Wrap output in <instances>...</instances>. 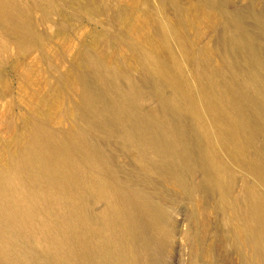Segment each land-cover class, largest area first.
<instances>
[{
	"label": "rangeland",
	"instance_id": "374dc122",
	"mask_svg": "<svg viewBox=\"0 0 264 264\" xmlns=\"http://www.w3.org/2000/svg\"><path fill=\"white\" fill-rule=\"evenodd\" d=\"M263 49L264 0H0V264H264Z\"/></svg>",
	"mask_w": 264,
	"mask_h": 264
},
{
	"label": "bare ground",
	"instance_id": "6f19581e",
	"mask_svg": "<svg viewBox=\"0 0 264 264\" xmlns=\"http://www.w3.org/2000/svg\"><path fill=\"white\" fill-rule=\"evenodd\" d=\"M241 34H242V33H241ZM246 42H247V41H246ZM263 50H264V49H263ZM259 63H260V64H259L260 68L263 70V67H264V57H263V59H262V63H261V61H260ZM256 65H257V64H256ZM260 68H259V69H260ZM238 69H239V68H238ZM238 69H237V70H238ZM262 75H263V73H262ZM88 82H89V81H88ZM220 82H221V81H220ZM221 84H222V83H221ZM133 87H134V86H133ZM228 91H229V90H228ZM99 96H100V95H99ZM262 96H263V95H262ZM104 100H105V99H104ZM98 106H99V105H98ZM249 109H250V108H249ZM261 111H262V110H261ZM257 113H258V112H257ZM217 115H218V114H217ZM258 115H259V114H257V116H258ZM262 116H264V115H262ZM262 116H261V118H263ZM251 117H252V116H251ZM258 117H259V116H258ZM219 118H220V117H219ZM256 118H257V117H256ZM257 119H258V118H257ZM132 121H133V120H132ZM134 121H135V120H134ZM253 121L256 122L255 120H253ZM258 121H259V120H258ZM175 122H176V121H175ZM143 123H144V122H143ZM226 123H227V122H226ZM244 123H245V122H244ZM260 123H261V122H260ZM254 124H256V123H254ZM257 124H258V122H257ZM257 124H256V125H257ZM135 126H136V125H135ZM260 126H261V125H260ZM177 127H178V126H177ZM258 127H259V126H258ZM255 128H256V127H255ZM259 128H260V127H259ZM262 129H263V128H262ZM261 131L264 132V129L261 130ZM187 133H188V132H187ZM226 133H227V132H226ZM141 134H142V133H141ZM184 134H185V133H184ZM184 134H183V135H184ZM258 134H259V133H258ZM260 134L262 135L263 133H260ZM183 135H182V136H183ZM254 135H255V134H254ZM157 136H158V134H157ZM186 136H187V135H186ZM227 136H229V135H227ZM155 137H156V136H155ZM160 137H161V136H160ZM160 137H159V138H160ZM184 137H185V135H184ZM229 138H230V137H229ZM260 138H261V137H260ZM263 138H264V137H263ZM193 139H194V138H193ZM248 139H250V138H248ZM122 140H123V139H122ZM142 140H143V139H142ZM156 140H157V137H156ZM159 140H162V139H159ZM176 140H177V139H176ZM230 140L232 141V139H230ZM262 141H263V140H262ZM157 142H158V141H157ZM163 142H164V141H163ZM178 142L180 143V144H179V143H178V144H179L180 146H182V149H183V151L185 152V154H184V153L181 151V153H183V155H184V156H183V160H186L185 155H186V154L188 155V152H189V150H190V149H189V146H190V145H188V144H189V141H188L187 139H184V138L182 137L181 141L178 140ZM250 142H251V140H250ZM250 142H249V143H250ZM158 143H159V142H158ZM160 143H161V144H160ZM160 143H159L160 145L164 144V143H162V142H160ZM175 143H176V142H175ZM175 143H174V146H175ZM187 143H188V144H187ZM262 143H263V142H262ZM134 144H135V143H134ZM176 144H177V143H176ZM182 144H183V145H182ZM225 144H226V143H225ZM136 145H137V143H136ZM250 145H251V144H250ZM263 145H264V144H263ZM176 146H177V145H176ZM191 147H192V146H191ZM176 149H178V148H176ZM182 149H181V150H182ZM262 149H263V147H262ZM263 151H264V150H263ZM263 151H262V152H263ZM260 152H261V150H260ZM260 152H259V154H260ZM262 152H261V153H262ZM257 153H258V152H257ZM192 154H193V153H192ZM259 154H258V155H259ZM263 155H264V154H263ZM188 156H189V155H188ZM262 157H263V156H262ZM262 157H261V158H262ZM173 158H174V157H173ZM178 158H179V157H178ZM256 158H257V157H256ZM188 159H189V158L187 157V160H188ZM257 159H259V157H258ZM257 159H256V160H257ZM176 160H177V159H176ZM183 160H181V161H183ZM187 160H186L185 162H187ZM261 160H262V159H261ZM179 161H180V159H179ZM189 162H190V161H189ZM254 162H255V161H254ZM254 162H253V163H254ZM257 162L259 163V162H261V161L258 160ZM172 163H173V162H172ZM178 163H179V162H178ZM255 163H256V162H255ZM258 163H257V165H258ZM71 164H72V163H71ZM180 164H181V163H180ZM194 164H195V163H194ZM261 164H262V163H261ZM263 164H264V163H263ZM263 164H262V166H263ZM176 165H177V164H176ZM176 165H175V166H176ZM184 166H185V165H184ZM255 166H256V165H255ZM171 167H172V165H171ZM181 167H182V165H181ZM185 167H186V166H185ZM156 168H157V167H156ZM176 168H177V167H176ZM176 168L174 167V169H176ZM262 168H263V167H262ZM71 169H72V168H71ZM71 169H70V170H71ZM184 169H185V168H184ZM256 169H257V168H256ZM155 170H157V169H155ZM180 170H181V169H180ZM180 170H179V171H180ZM258 170H260V172H261V169H259V165H258ZM175 171H176V170H175ZM179 171H178V172H179ZM70 172H71V171H70ZM174 173L177 174L176 172H174ZM174 173H173V174H174ZM181 173H183V170H181ZM181 173H180V174H181ZM206 173H207V172H206ZM262 173H263V172H262ZM70 174H71V173H70ZM178 174H179V173H178ZM259 174L261 175V173H259ZM184 175H185V174H184ZM34 176H35V175H34ZM178 176H179V175H178ZM263 176H264V175H263ZM263 176H262V177H263ZM262 177H260V178H262ZM180 178H181V177H180ZM59 179H60V178H59ZM258 179H259V178H258ZM258 179H257V181H259ZM221 180H222V179H221ZM262 180H263V179H262ZM230 181H231V180H230ZM218 182H219V181H218ZM218 182H217V183H218ZM221 182H222V181H221ZM262 182H263V181H262ZM214 184H215V183H214ZM214 184H211V185H214ZM220 184H221V183H220ZM224 184H225V183H224ZM228 184L230 185V182H228ZM228 184H227V185H228ZM216 185H219V184H216ZM225 185H226V184H225ZM227 185H226V186H227ZM229 185H228V186H229ZM262 185H263V184H262ZM64 186H65V185H64ZM228 186H227V187H228ZM263 186H264V185H263ZM212 187H214V186H212ZM224 187H225V186H224ZM246 187H248V186H246ZM251 187H252V186H251ZM255 187H256V186H254V188H255ZM107 188H108V187H107ZM107 188H106V189H107ZM221 188H222V186H221ZM112 189H113V188H112ZM219 189H220V187H219ZM223 189H224V188H223ZM66 190H67V189H66ZM66 190H65V191H66ZM94 190H95V189H94ZM221 190H222V189H221ZM254 191H255V190H254ZM94 192H95V191H94ZM106 192H108V191H106ZM109 192H110V191H109ZM247 192H248V191H247ZM97 193H98V192H97ZM225 193H226V192H225ZM253 193H254V192H253ZM253 193H252V194H253ZM88 194H89V193H88ZM227 194H228V193H227ZM255 194H256V193H255ZM116 195H117V194H116ZM225 195H226V194H225ZM241 195H244V194H241ZM221 196H222V198H223V195H222V194H221ZM227 196H229V195H227ZM227 196H226V197H227ZM247 196H248V195H247ZM251 197H252V196H251ZM251 197L249 196V199H250V200L252 199ZM253 197H254V194H253ZM107 198H108V197H107ZM144 198H145V197H144ZM243 198H245V197L243 196ZM119 199H120V198H119ZM249 199H248V200H249ZM117 200H118V199H117ZM117 200H114L113 197L108 198V206H107V210H106L105 213H104L105 215H106V213H108L109 211H116L117 213L119 212V214H122V212L120 213V210H119V208H118V204H117V202H115V201H117ZM120 200L122 201V199H120ZM120 200H119V202H120ZM143 200H144V201H143L144 203H147V204L149 203L148 200H147V197H146L145 199H143ZM245 200H246V199H245ZM250 200H249V201H250ZM245 202L247 203V201H245ZM120 203H121V202H120ZM124 203H126V202H124ZM127 203H128V202H127ZM127 203H126V204H127ZM255 203H256V202H255ZM260 203H261V202H260ZM121 205H123V204H121ZM248 205H251V204H248ZM116 206H117V207H116ZM123 206H125V205H123ZM241 206H244V205H241ZM254 206H255V205L252 204V208H253ZM256 206H258V205H256ZM71 207H72V206H71ZM141 207H142V206H141ZM143 207H144V206H143ZM236 207H237V206H236ZM238 207H239V206H238ZM244 207H245V206H244ZM244 207H242V208H244ZM246 207H247V206H246ZM249 207H250V206H249ZM145 208H146V207H145ZM247 208H248V207H247ZM247 208H246V209H247ZM258 208H260V207H258ZM146 209H147V208H146ZM146 209H145V210H146ZM239 209H240V208H239ZM145 210H144V211H145ZM240 210H241V209H240ZM242 210H243V209H242ZM242 210L240 211L241 214H240V212L237 210L241 216L244 215L245 213H247V211H248L249 209H248L245 213H243V214H242ZM254 210H255V209H254ZM254 210H253V211H254ZM141 211H142V210H141ZM144 211H143V214H144ZM147 211H148V210H147ZM244 211H245V210H244ZM249 211H250V210H249ZM129 212H130V211H129ZM134 212H135V211H134ZM251 212H252V211H251ZM100 213H103V212H100ZM100 213H99V214H100ZM130 213H131V212H130ZM146 213H147V212H146ZM236 213H237V212H236ZM87 214H89V213H87ZM99 214H98V215H99ZM112 214H113V213H112ZM123 214H124V213H123ZM147 214H148V213H147ZM249 214H250V212H249ZM249 214L247 213L248 216H250ZM84 215H85V214H84ZM98 215H97V216H98ZM105 215H104V216H105ZM141 215H142V214H141ZM144 215H145V214H144ZM247 215H246V216H247ZM112 216H115V215L113 214ZM125 216H126V215H125ZM131 216H132V215H131ZM131 216H130V217H131ZM135 216H136V215H134V217H135ZM100 217H102V215L99 216V217H96V218H100ZM118 217H119V216H118ZM120 217H123V216L121 215ZM109 218H110V217H109ZM114 218H115V217H114ZM139 218H140V217H139ZM162 218H163V217H162ZM239 218H240V217H239ZM239 218H238V219H239ZM243 218H244V219H245V218L247 219V217H243ZM116 219H117V218H116ZM120 219H121V218H120ZM125 219H126V217H125ZM131 219H132V218H131ZM134 219H135V218H134ZM241 219H242V218H241ZM97 220H98V219H97ZM127 220H129V219L127 218ZM159 220H160V218H159ZM162 220H163V219H162ZM248 220H250V218H248L247 221H248ZM121 221H122V220H121ZM140 221H141V220H139L138 222H140ZM116 222H117V221H116ZM160 222H161V221H160ZM248 222H249V221H248ZM248 222H247V224L250 223V222H249V223H248ZM125 223H126V222H125ZM125 223H124V224H125ZM127 223L129 224V222H127ZM127 223H126V225H128ZM133 223H134V221H133ZM136 223H137V222H136ZM150 223H151V222H150ZM239 223H241V222H239ZM244 223H245V222H244ZM86 224H87V226H88V225H93V224H94L95 230H97V231H100V230H102V229H104L105 232L107 231V233H108L109 231H110V232L113 231L111 225L108 224L107 222H105L103 219H101L100 221H97L96 223H93V222H92V219H89V218H88ZM143 224H145V223H143ZM241 224H242V223H241ZM241 224H240V225H241ZM245 224H246V223H245ZM251 224H252V225H251L250 228L248 229V235H247L248 238H246V240H247V242H248L250 245L254 246L256 253H260V252L263 251V250H262V249H263L262 246L264 245V227H263L262 225H257V224L255 223L254 220H252V223H251ZM158 225H159V224H158ZM160 225H161V224H160ZM242 225H243V224H242ZM112 226H113V225H112ZM133 226H135V225H133ZM154 226H155V225H154ZM238 226H239V225H238ZM88 227H89V226H88ZM123 227H124V226H123ZM135 227H136V226H135ZM139 227H140V226H139ZM160 227H161V226H160ZM160 227H159V228H160ZM243 227H244V226H243ZM243 227H242V228H243ZM125 228H126V226H125ZM132 228H133V227H132ZM240 228H241V227H240ZM244 228H245V227H244ZM246 228H248V227H246ZM123 229H124V228H123ZM126 229H127V228H126ZM137 229H138V228H137ZM160 230H161V229H160ZM160 230H159L158 232H161ZM119 231H120V230H119ZM124 231H125V229H124ZM142 231H144V230H142ZM103 232H104V231H103ZM245 232H246V231H245ZM245 232H243V233H245ZM129 233H131V232H129ZM129 233L126 232L125 236H126L127 234H129ZM139 233H140V232H139ZM156 233H157V232H156ZM243 233H242V234H243ZM117 234H118V233H117ZM140 234H141V233H140ZM146 234H147V232H146ZM242 234H241V235H242ZM96 235H97V234H96ZM98 235H99V234H98ZM103 235H104V234H103ZM107 235H108L110 241H111L112 239H114L112 233H109V234H107ZM107 235H106V236H107ZM132 235H134V234H132ZM135 235H136V234H135ZM138 235H139V234H138ZM155 235H156V234H155ZM99 236H100V235H99ZM120 236H121V234H120ZM129 236H130V235H129ZM245 236H246V235H245ZM247 236H246V237H247ZM87 237H88V236H87ZM96 237H97V236H96ZM96 237H95V238H96ZM101 237L104 238L105 236H101ZM126 237H127V236H126ZM140 237H142V235H141ZM148 237L150 238L151 236L149 235ZM95 238L91 237V239L89 238V239L87 240V242H86V243H87V247H88V248L86 247V248H87L86 250H87V252H88L89 255L92 254V252H90V250H91L92 248H94V249H96V247L98 248V247L100 246V242L102 241V240L100 241L99 239H95ZM130 238H131V237H130ZM133 238H134V237H133ZM142 238H143V237H142ZM153 238H154V237H153ZM86 239H87V238H86ZM104 239H105V238H104ZM126 239H127V238H126ZM134 239H135V238H134ZM139 239H140V238H139ZM143 239H144V238H143ZM145 239H146V238H145ZM145 239H144V241H145ZM4 240H5V239H4ZM6 240H7V239H6ZM107 240H108V239H107ZM119 240H120V242H121V240L123 241V239H119ZM135 240H136V239H135ZM146 240H147V239H146ZM104 241H105V240H104ZM127 241H128V240H127ZM127 241H126V243H127ZM129 241H131V240H129ZM136 241H138V240H136ZM142 241H143V240H142ZM149 241H150V240H149ZM117 242H118V240H117ZM132 242H134V241H132ZM140 242H141V241H140ZM3 243H4V242H3ZM103 243H104V242H103ZM114 243H115V242H114ZM121 243H122V242H121ZM126 243H125V244H126ZM138 243H139V241H138ZM107 244H108V242H107ZM110 244H111V243H110ZM127 244H128V243H127ZM132 244H133V243H132ZM135 244L137 245V243H135ZM142 244H143V243H142ZM85 245H86V244H85ZM103 245H104V244H103ZM113 245H114V244H113ZM138 245H140V244H138ZM138 245H137V246H138ZM145 245H146V244H145ZM104 246H107V245H104ZM109 246H110V245H109ZM128 246H129V245H128ZM5 247L7 248V246H5ZM84 247H85V246H84ZM113 247H118V246L115 245V246H113ZM124 247H125V246H124ZM131 248L133 249V247H131ZM131 248H130V246H129L128 248H125V249H122V247H121V249H118V250L114 251V255L116 254L115 256H118V257H119V256H122L121 254H123V255L125 256V258H123V259H125L127 263H130V262L133 260V258H135V257H133V255H132V253H134V251L131 252ZM135 248H136V247H135ZM11 249H12V248H11ZM102 249H104V248H102ZM112 249H113V248H112ZM139 249H140V248H139ZM81 250H82V249H81ZM136 250H137V249H136ZM84 251H85V250H84ZM91 251H93V249H92ZM101 251H102V250H101ZM105 251H106V250H105ZM143 251H144V250H143ZM137 252H138V251H137ZM25 253H26V252H25ZM93 253H94V252H93ZM98 253H99V252H98ZM104 253H105V252H104ZM135 253H136V252H135ZM135 253H134V255H136ZM2 254H3V253H2ZM27 254H28V253H27ZM74 254H75V253L72 252V256H74ZM79 254H81V252H79ZM79 254H77V257H78ZM99 254L101 255V253H99ZM106 254H107V253H106ZM140 254H141V253L139 252V255H140ZM75 255H76V254H75ZM81 255H82V254H81ZM83 255H84V254H83ZM83 255H82V257H83ZM107 255L109 256L110 254H107ZM107 255H106V257H107ZM141 255H142V254H141ZM21 256H22V255H21ZM104 256H105V255H104ZM137 256H138V255H136V257H137ZM22 257H23V256H22ZM82 257H81V258H82ZM87 257H89V256H87ZM110 257H111V256H110ZM110 257H109V258H110ZM118 257H117V258H118ZM139 257H140V256H139ZM139 257H137V258L139 259ZM34 258H35V256H34ZM71 258H72V257H71ZM78 258H79V257H78ZM96 258H97V259H98V258H101V256L99 257L98 254H97V255H96ZM107 258H108V257H107ZM109 258H108V259H109ZM111 258H112V257H111ZM26 259L28 260L29 258H26ZM26 259H25V261H27ZM90 259H91V257H90ZM103 259L105 260V258H103ZM118 259H119V258H118ZM118 259H117V260H118ZM138 259H137V260H138ZM87 260H89V259H87ZM92 260H94V258H93ZM111 260H112V259H111ZM114 260H115V259H114ZM120 260H121V259H120ZM125 260H124V261H125ZM18 261H19V260H18ZM20 261H21V260H20ZM90 261H91V260H90ZM105 261L107 262V260H105ZM121 261H122V260H121ZM134 261H135V260H133V262H134ZM28 262H30V261H28ZM80 262H81V261H80ZM86 262H87V261H86ZM86 262H85V263H86ZM96 262H97V261H96ZM111 262H112V261H111ZM154 262H155V261H154ZM83 263H84V262H83ZM83 263H82V264H83ZM100 263H101V262H100ZM116 263H117V262H116ZM116 263H114V264H116ZM137 263H138V262H137ZM19 264H20V263H19ZM21 264H22V263H21ZM23 264H26V263H23ZM29 264H30V263H29ZM93 264H95V263H93ZM101 264H107V263H105L104 261H102ZM117 264H118V263H117ZM123 264H124V263H123ZM130 264H132V262H131ZM151 264H152V263H151Z\"/></svg>",
	"mask_w": 264,
	"mask_h": 264
}]
</instances>
